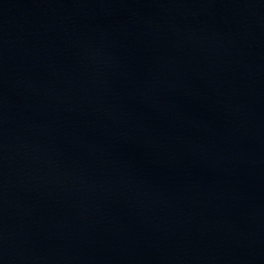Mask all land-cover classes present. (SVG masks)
Segmentation results:
<instances>
[{"label":"water","instance_id":"1","mask_svg":"<svg viewBox=\"0 0 264 264\" xmlns=\"http://www.w3.org/2000/svg\"><path fill=\"white\" fill-rule=\"evenodd\" d=\"M0 264H264V0H0Z\"/></svg>","mask_w":264,"mask_h":264}]
</instances>
